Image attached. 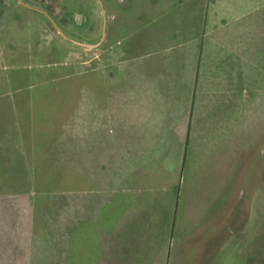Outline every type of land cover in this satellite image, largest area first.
Instances as JSON below:
<instances>
[{
  "label": "crops",
  "instance_id": "obj_1",
  "mask_svg": "<svg viewBox=\"0 0 264 264\" xmlns=\"http://www.w3.org/2000/svg\"><path fill=\"white\" fill-rule=\"evenodd\" d=\"M101 2L100 58L87 56L85 82L47 67L59 50L73 76V39H20L37 79L10 86L46 88L0 94V182L38 202L26 235L4 207L0 264H95L127 210L123 186L176 182L190 152H237L255 119L264 135V0ZM16 38L4 37L10 56Z\"/></svg>",
  "mask_w": 264,
  "mask_h": 264
},
{
  "label": "rangeland",
  "instance_id": "obj_2",
  "mask_svg": "<svg viewBox=\"0 0 264 264\" xmlns=\"http://www.w3.org/2000/svg\"><path fill=\"white\" fill-rule=\"evenodd\" d=\"M102 14L101 0H0V94H38L46 88L10 86L37 79L30 46L25 66L22 36L38 35L42 42L53 36L72 38L64 59L73 60V78L64 76L62 68L59 71V50L55 62L47 57V67L58 73L57 81L85 82L87 56L100 58ZM12 35L18 37L14 56L3 46L4 37ZM59 93L67 94L57 89L54 94ZM256 126L255 119L254 131L237 135V152L212 148L190 152L186 159L190 166L185 163L178 177L171 176L176 182L167 178L152 184V189L144 183L123 186L127 210L120 224H110L95 264H264V135H255ZM67 186L56 185L60 191ZM12 187L0 182V225L5 218L9 223L4 207L12 209L26 235L32 202L38 200L14 193L9 197L7 190H25L20 184ZM246 223L248 229L241 231Z\"/></svg>",
  "mask_w": 264,
  "mask_h": 264
},
{
  "label": "water",
  "instance_id": "obj_3",
  "mask_svg": "<svg viewBox=\"0 0 264 264\" xmlns=\"http://www.w3.org/2000/svg\"><path fill=\"white\" fill-rule=\"evenodd\" d=\"M72 39V38H71Z\"/></svg>",
  "mask_w": 264,
  "mask_h": 264
}]
</instances>
